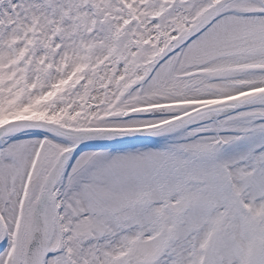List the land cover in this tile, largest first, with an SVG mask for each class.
Returning <instances> with one entry per match:
<instances>
[{
  "label": "snow or ice",
  "instance_id": "6c2138e0",
  "mask_svg": "<svg viewBox=\"0 0 264 264\" xmlns=\"http://www.w3.org/2000/svg\"><path fill=\"white\" fill-rule=\"evenodd\" d=\"M0 264H264V0H0Z\"/></svg>",
  "mask_w": 264,
  "mask_h": 264
}]
</instances>
